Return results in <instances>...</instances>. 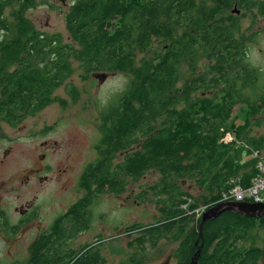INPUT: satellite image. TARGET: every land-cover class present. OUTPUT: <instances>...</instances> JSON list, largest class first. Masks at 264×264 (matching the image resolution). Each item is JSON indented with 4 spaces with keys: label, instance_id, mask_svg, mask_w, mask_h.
<instances>
[{
    "label": "trees",
    "instance_id": "16d2710c",
    "mask_svg": "<svg viewBox=\"0 0 264 264\" xmlns=\"http://www.w3.org/2000/svg\"><path fill=\"white\" fill-rule=\"evenodd\" d=\"M37 2L49 4L0 0V66H9L12 58L18 66L15 74L0 78V115L17 124L53 102L66 106L54 93L77 70L83 80L96 71L126 76V89L101 114L99 157L88 168L95 192L105 193L108 184L109 192L119 194L123 185L153 170L158 182L140 196L153 194L162 217L159 227L143 230L135 243L155 247L172 231L179 264H189L199 246L197 264H264V238L261 247L254 240L248 244L253 230H264V217L224 212L203 224L198 239L200 216L184 231L198 202L180 185L194 183L206 192L202 203L209 204L231 186V178L241 176L246 186L253 175L254 163L240 166L235 150L239 143L264 149V135L251 134L253 121L264 114V74L246 51L258 33L243 30L230 9L236 5L256 23L264 19V0H70L67 39L35 29L25 17ZM77 93L68 92L73 101ZM226 134L232 142L222 141ZM88 170L82 178L87 190ZM83 252L79 260H102Z\"/></svg>",
    "mask_w": 264,
    "mask_h": 264
},
{
    "label": "rangeland",
    "instance_id": "374dc122",
    "mask_svg": "<svg viewBox=\"0 0 264 264\" xmlns=\"http://www.w3.org/2000/svg\"><path fill=\"white\" fill-rule=\"evenodd\" d=\"M49 4H53L52 8ZM49 4L43 5L37 2V5L28 9L25 12V17L28 18L35 29L49 33H60L65 39L68 38L66 25L64 24V15L69 8L70 0H49ZM66 4V5H64ZM241 27L248 34H256L257 38L248 47V59L252 65L261 69L264 74V19L257 18L256 23H252L248 16L243 17L240 12ZM2 34H0V41ZM14 59L15 62V58ZM76 66V63H74ZM104 73L105 79L100 82L94 78L95 74ZM83 71L77 70L75 73L61 86L54 95L65 100L66 106H62L58 102H53L45 107L39 114L29 118L26 117L23 126L19 129L10 130L3 128L10 138H15V144L9 141H4L0 145L2 148L11 147L14 152L4 159V164H0V185L4 183V188L1 192V197L8 198L18 204H33L37 199L41 205V214L48 215L51 210L57 208L67 209L69 199H75L78 193L76 191V180L81 171L88 167V161L96 160L98 155L100 139L103 136L101 127V114L103 110L116 102L118 95L122 93L127 86V77L109 71H96L89 75L88 80H83ZM97 80L99 84H95ZM70 88L78 93L75 101L68 94ZM239 111L238 107L233 110V115ZM257 120H260V125H257ZM54 128L46 133L41 141L48 142L47 149H41L38 145L36 135L41 133L45 126ZM255 125V126H254ZM252 135H264V114H260L252 123ZM34 137H31V136ZM29 136V137H28ZM39 141V142H41ZM236 159L240 166H248L251 162H255L252 149L243 143L237 144ZM105 147V146H102ZM47 150L49 152V163L51 168L47 169L51 172L46 173L49 177V182H37L28 186L22 182L27 178V168L34 167L38 169L36 163L41 162L40 154ZM264 155V149L261 151ZM1 159V153H0ZM3 159V158H2ZM122 155L113 160V164L120 162ZM252 163V164H253ZM46 165H49L45 162ZM249 168H246L247 171ZM40 174H38L39 176ZM159 175L152 171L145 173L138 182H130L127 185V192L121 197L109 196L107 193L105 201L98 206L102 207L107 203L103 212L102 220L104 222L106 232L102 236V242L109 236L107 245L93 250V257H106L111 260V264H119L124 260L131 261V264H175L174 253L179 241L170 242L168 238L160 240L155 247H151L148 241H144L139 245L134 242L137 237L144 234L139 231L117 233V230L122 231L132 226L139 224L140 226L148 227L155 223L154 219L160 220L161 214L159 206L155 203V196L151 193L146 195V201L136 204L135 200L138 194L146 190L149 186L158 182ZM183 182V183H182ZM180 185L183 191L188 192L196 202L197 207H202L205 204L200 199L201 194H206L205 191L198 188L194 183L189 181H181ZM152 199V202L148 200ZM119 203H124L122 209H116ZM138 207V208H137ZM197 223V217L190 222L184 231L188 232L192 226ZM121 224V225H120ZM104 225L101 223L95 224L93 230L103 231ZM116 226H120L115 228ZM104 228V229H105ZM92 229V228H91ZM116 231H115V230ZM32 228L23 229L18 236L21 243L15 246L14 250L7 251V243H0V250L5 257L14 258L18 253V247L26 244ZM95 232V233H96ZM92 231L81 234L79 243L85 240H91ZM120 235L122 239L116 238ZM174 236V233L170 237ZM264 230H253L250 235V242L253 240L257 246H263ZM109 243V244H108ZM110 247V249H109ZM138 248V249H137ZM116 252V253H112ZM210 252V251H209ZM131 258L132 260H128ZM145 258V260H143ZM12 260H5L11 264ZM5 261H0V264H6ZM140 261V263H139Z\"/></svg>",
    "mask_w": 264,
    "mask_h": 264
},
{
    "label": "flooded vegetation",
    "instance_id": "af4514ba",
    "mask_svg": "<svg viewBox=\"0 0 264 264\" xmlns=\"http://www.w3.org/2000/svg\"><path fill=\"white\" fill-rule=\"evenodd\" d=\"M66 5V4H64ZM12 52V51H11ZM1 53V51H0ZM1 55V54H0ZM11 64L9 66H0V78L3 77L4 73L8 74H15L18 69V66L14 59H10ZM95 84H99V82L95 79ZM37 99L34 98H20L21 102L30 103L35 102ZM49 106V105H48ZM42 110V109H41ZM39 110V111H41ZM38 112H35L33 114L26 115L21 121H19L17 124H12V121L4 119L3 116L0 115V145L4 141H9L11 144H15L16 139L10 138L6 131L3 130V128H8L10 130L19 129L23 126L24 119L29 116V118H32L39 114ZM45 129L36 135V138L41 141L42 137L48 133L49 130H53L54 128H49L48 126L44 125ZM29 137V136H28ZM31 137H34L33 135ZM38 141V145L41 149H47L48 142L43 140L41 142ZM14 150L9 148H2L0 150L1 153V159L0 164H4V159L9 157ZM123 155L122 152H120V156ZM3 158V159H2ZM40 159L42 158V161H37L36 165L38 169L31 167L27 168L28 176L27 178L22 182L23 185L26 184L28 186L29 184H33L32 181L35 183L37 182H49V177L46 173L51 172L47 169L51 168L52 166L49 163V152L47 150H44L40 154ZM45 162H47L49 165H46ZM94 160H89L88 167L83 169L81 173L78 175L76 180V191L78 193L81 192V194H77L75 199H69L68 207L65 210V208H57L54 210H51V212L43 216L41 214V205L38 203L37 199L35 203L33 204H18L15 201H11L8 198H2L1 192L4 188V183H1L0 185V243H7V251L10 252V250H14L15 246L19 243H21V239L18 236V234L25 228H32V232L26 242V244L23 246L18 247V253L14 260L12 258H7L3 255L2 250H0V261L5 260H12L11 264H111V260L106 257H102V260H79L81 258V253L84 251H88L87 255H92L93 250L107 245V240L109 241V236L107 239H105L104 242H102L101 238L105 235L106 228L104 225V222L102 220L104 209L107 206V203L102 207L98 206L101 202L105 201V197H102L103 195H106V193L109 196H115V197H121L124 193L127 192V185H123L122 188L125 189V191L117 194V193H111L109 192V185L107 184L105 186V193H96L95 189L97 188L96 184L93 182L95 181V178L92 173L89 172L88 168L91 164H93ZM51 166V167H50ZM88 170V180L92 182L90 184L89 189L87 190L82 185V177L85 171ZM38 174H40L38 176ZM90 175V176H89ZM140 180V179H139ZM121 181L125 184H127L128 178L126 176H123ZM82 185V186H81ZM90 191V192H89ZM147 199H143V197L138 194L136 196V204L139 205V202H144ZM139 201V202H138ZM124 203H119L116 209H122ZM162 217V216H161ZM155 219V223L153 225L151 224L148 227H142L135 230H129L128 227L122 231H118V234L120 233H127V232H133V231H139L142 232V230L148 229L149 227H155L158 226L160 222ZM102 223L104 225L103 231H99L98 233L96 230H93L95 227V224ZM163 224V223H161ZM121 225V224H120ZM139 225V224H137ZM120 227L116 226L115 228ZM159 227V226H158ZM92 228V229H91ZM115 230V229H114ZM92 231L93 235L91 236V240H85L83 242L79 243V238L81 234H84L86 232ZM116 231V230H115ZM96 232V233H95ZM171 233L169 232L168 235L165 236V238H168L170 242H174L172 239ZM145 236V233H143ZM141 237V236H140ZM116 238H121L120 235H116ZM139 238V237H137ZM136 238V239H137ZM147 238V237H146ZM163 238V239H165ZM161 239V240H163ZM144 243V242H143ZM138 243V244H143ZM159 243V241H158ZM157 243V244H158ZM109 244V243H108ZM151 246V245H150ZM152 247V246H151ZM110 249V247H109ZM98 250V249H97ZM83 252V253H84ZM175 254V253H174ZM128 260H132L129 258ZM145 260V258L143 259ZM174 262L175 264H179L176 257L174 256ZM6 264H9L8 261H5ZM140 263V261H139ZM119 264H131V261H126L124 263V260L120 261Z\"/></svg>",
    "mask_w": 264,
    "mask_h": 264
},
{
    "label": "built area",
    "instance_id": "2783aa9c",
    "mask_svg": "<svg viewBox=\"0 0 264 264\" xmlns=\"http://www.w3.org/2000/svg\"><path fill=\"white\" fill-rule=\"evenodd\" d=\"M223 142L229 143L233 141V137L230 134L222 139ZM255 162L252 165L253 175L248 179L246 186H243L241 182L243 178L241 176L233 177L229 180L231 185L226 191L222 192L215 202L205 204L202 207H197L193 212L198 218L207 207L210 205L223 203L226 201H243V202H264V155L258 150H252ZM187 203L190 199H186ZM190 213V212H189Z\"/></svg>",
    "mask_w": 264,
    "mask_h": 264
},
{
    "label": "water",
    "instance_id": "95a60500",
    "mask_svg": "<svg viewBox=\"0 0 264 264\" xmlns=\"http://www.w3.org/2000/svg\"><path fill=\"white\" fill-rule=\"evenodd\" d=\"M232 15H239L240 10L234 5L230 9ZM106 75L104 73H98L94 75V78H97L102 82L105 79ZM224 212H231L234 214H240L247 218H261L264 217V202L263 203H254V202H243V201H226L223 203H218L209 209H207L201 216L199 225H198V239L202 237V226L205 222L212 220ZM198 241V240H197ZM195 245L198 246V242H195ZM201 253V246H199L192 256L189 264H197L198 259Z\"/></svg>",
    "mask_w": 264,
    "mask_h": 264
},
{
    "label": "bare ground",
    "instance_id": "6f19581e",
    "mask_svg": "<svg viewBox=\"0 0 264 264\" xmlns=\"http://www.w3.org/2000/svg\"><path fill=\"white\" fill-rule=\"evenodd\" d=\"M65 24V23H64ZM188 30V29H187ZM236 32H237V30H236ZM44 34V33H43ZM187 35V34H186ZM253 43V42H252ZM13 48V47H12ZM246 51H247V48H246ZM14 52V51H13ZM248 52V51H247ZM16 53V52H15ZM15 55V54H14ZM10 60V59H9ZM182 77V76H181ZM75 100V99H74ZM58 101V100H57ZM63 102V101H62ZM59 104H60V102H59ZM64 105V104H63ZM37 112V111H36ZM255 126V125H254ZM236 151V150H235ZM116 165V164H115ZM250 166V165H249ZM247 167V166H246ZM252 171V170H251ZM86 172V171H85ZM84 175V174H83ZM90 176V175H89ZM84 177V176H83ZM82 177V178H83ZM142 177V176H141ZM86 178V177H85ZM183 183V182H182ZM82 186V185H81ZM89 186V185H88ZM90 192V191H89ZM136 197V196H135ZM191 198V197H190ZM212 200V199H211ZM211 202V201H210ZM138 208V207H137ZM182 213V212H181ZM180 213V214H181ZM262 218V217H261ZM169 219V218H168ZM256 219V218H255ZM257 219H260V218H257ZM155 220V219H154ZM163 221V220H162ZM153 225V224H152ZM143 231V230H142ZM120 232V231H119ZM118 233V232H117ZM144 233V232H143ZM173 237V236H172ZM175 237V236H174ZM179 237V236H178ZM160 241V240H159ZM138 249V248H137ZM174 255V254H173Z\"/></svg>",
    "mask_w": 264,
    "mask_h": 264
}]
</instances>
